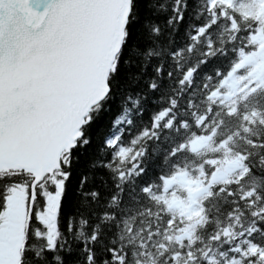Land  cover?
<instances>
[{
  "label": "snow or ice",
  "instance_id": "1",
  "mask_svg": "<svg viewBox=\"0 0 264 264\" xmlns=\"http://www.w3.org/2000/svg\"><path fill=\"white\" fill-rule=\"evenodd\" d=\"M260 94L264 0H0V264H264Z\"/></svg>",
  "mask_w": 264,
  "mask_h": 264
},
{
  "label": "trees",
  "instance_id": "2",
  "mask_svg": "<svg viewBox=\"0 0 264 264\" xmlns=\"http://www.w3.org/2000/svg\"><path fill=\"white\" fill-rule=\"evenodd\" d=\"M246 102H247L249 107H252L253 105L264 106V94H260L257 96L250 97ZM236 123H237L236 120L229 121L227 124V127L232 128L236 125ZM207 207L211 210L210 215L213 218V220H215L217 218H222V214L226 210L227 206L220 200L212 199V200H209L207 202ZM212 226H213L212 224L205 226V228L202 229L198 233V235L203 236L205 234V232L208 229H210Z\"/></svg>",
  "mask_w": 264,
  "mask_h": 264
}]
</instances>
